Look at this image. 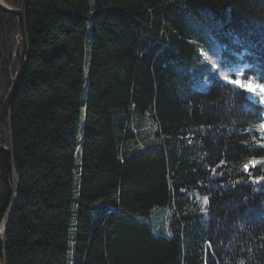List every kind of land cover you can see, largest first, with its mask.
<instances>
[{
	"label": "trees",
	"instance_id": "obj_1",
	"mask_svg": "<svg viewBox=\"0 0 264 264\" xmlns=\"http://www.w3.org/2000/svg\"><path fill=\"white\" fill-rule=\"evenodd\" d=\"M4 1L2 264H264V110L213 75L264 86V0Z\"/></svg>",
	"mask_w": 264,
	"mask_h": 264
},
{
	"label": "water",
	"instance_id": "obj_2",
	"mask_svg": "<svg viewBox=\"0 0 264 264\" xmlns=\"http://www.w3.org/2000/svg\"><path fill=\"white\" fill-rule=\"evenodd\" d=\"M0 11L13 14L16 18L17 23V38L20 43V51H19V58L18 64L15 70L14 75L11 77L10 86L3 98V101L0 106V123L3 116L7 113L10 102L13 98V95L16 91L17 84L19 78L22 74L23 68L25 66V59H26V38H25V31H24V11L22 8H17L12 5L7 4L4 0H0ZM0 153L3 154L6 164V172H5V180L7 183V197L4 203L0 207V219L2 213L5 209L6 204L8 203L11 193H12V183L10 181V172H11V151L10 148L4 144H0ZM0 264H2V259L0 257Z\"/></svg>",
	"mask_w": 264,
	"mask_h": 264
},
{
	"label": "rangeland",
	"instance_id": "obj_3",
	"mask_svg": "<svg viewBox=\"0 0 264 264\" xmlns=\"http://www.w3.org/2000/svg\"><path fill=\"white\" fill-rule=\"evenodd\" d=\"M17 36V35H16ZM89 48L88 46L86 47V52H85V59L87 60L88 59V56H89V52H88ZM85 69H87L85 67ZM213 75H216L218 76L217 73L214 72ZM221 77H224L223 74H221ZM226 80L230 81L232 84L234 81H240L242 79H231L229 77H225ZM86 81V80H85ZM243 82L245 84L251 82L255 85H258L252 81H246V80H243ZM207 87V84H203V87H201L202 89H206ZM242 90L245 91L246 93V96L254 101V98L250 95L247 94L246 90L244 88H240ZM257 96H260V93L257 92L256 94ZM260 106L264 109V100H262V103L260 104ZM83 115V113L81 114V116ZM152 123L150 122V120H146V123H144L142 125V128H141V132L142 134H146L145 137H144V140L147 142L151 141V138L149 136L153 135V132H152ZM82 133V132H81ZM82 135V134H81ZM81 135H79V142L81 141ZM75 162L76 164H79L80 162V144L77 145V151H76V154H75ZM75 183H78V175L75 174ZM77 192L75 190V193L74 195L76 196ZM196 197V199L199 201L200 204H203L205 201H206V197L203 196V195H199V194H195L194 195ZM75 209V206L73 205V210ZM167 208L165 206H155L151 209V211L149 212V214L147 215L146 217V221H148L150 223V229H151V233L153 235H158V234H164L165 232L168 231V217H167ZM74 217V215H73ZM72 251H73V241H70L69 242V251H68V254H69V258H68V264H72V257H71V254H72Z\"/></svg>",
	"mask_w": 264,
	"mask_h": 264
},
{
	"label": "snow or ice",
	"instance_id": "obj_4",
	"mask_svg": "<svg viewBox=\"0 0 264 264\" xmlns=\"http://www.w3.org/2000/svg\"><path fill=\"white\" fill-rule=\"evenodd\" d=\"M251 67V66H249ZM260 77H257L259 79ZM234 87H236V90H239V88H244L248 95L252 96L254 98V102L257 106H259L262 103V100H264V86L261 85H255L251 82L245 84L243 80L240 81H234L233 82ZM257 92L260 93V96H257ZM261 129L264 130V124H261ZM256 163H260L257 161H253L252 164L255 166ZM247 167V166H246Z\"/></svg>",
	"mask_w": 264,
	"mask_h": 264
},
{
	"label": "bare ground",
	"instance_id": "obj_5",
	"mask_svg": "<svg viewBox=\"0 0 264 264\" xmlns=\"http://www.w3.org/2000/svg\"><path fill=\"white\" fill-rule=\"evenodd\" d=\"M234 85V84H233ZM3 229V228H2ZM2 259V258H1Z\"/></svg>",
	"mask_w": 264,
	"mask_h": 264
}]
</instances>
